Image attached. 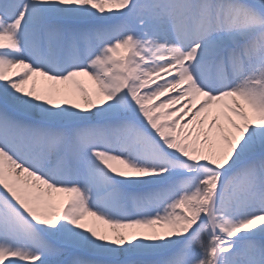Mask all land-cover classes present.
I'll return each mask as SVG.
<instances>
[{"label": "snow or ice", "instance_id": "obj_1", "mask_svg": "<svg viewBox=\"0 0 264 264\" xmlns=\"http://www.w3.org/2000/svg\"><path fill=\"white\" fill-rule=\"evenodd\" d=\"M0 264H264V0H0Z\"/></svg>", "mask_w": 264, "mask_h": 264}]
</instances>
